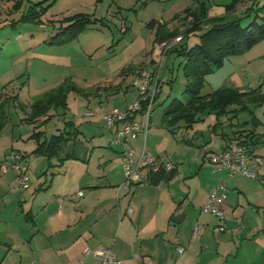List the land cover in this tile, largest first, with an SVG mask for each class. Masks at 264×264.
<instances>
[{
	"label": "crops",
	"instance_id": "crops-1",
	"mask_svg": "<svg viewBox=\"0 0 264 264\" xmlns=\"http://www.w3.org/2000/svg\"><path fill=\"white\" fill-rule=\"evenodd\" d=\"M24 1L8 0L6 5L0 3V13L1 8H4L13 12V15L18 14L10 24L21 22L19 19L29 6L42 0H28L30 4L26 8ZM57 1L51 0L52 5L44 16ZM233 2L234 0H74L73 8L68 10L69 14L59 19L77 13L89 14L97 22L90 24L85 30L89 27H109L113 19H119L123 33L133 32L135 24L140 27L144 25L153 33V46L154 49L157 48L155 54L161 47L163 55L170 52H164L162 48V43L170 35L187 33L184 47L189 48L198 43L200 34L207 29V24L203 25V29L192 28L195 16L201 12L206 18L220 17L225 21L241 18L242 25H247L256 14L263 15L260 8L264 5V0H255L245 12L238 11L235 7L229 10L227 7ZM131 16L135 20L129 25L127 19ZM152 20L157 21L154 27L148 25ZM59 23V20L54 22ZM52 24L49 25L50 30ZM157 34H160L159 40H156ZM191 34L196 38L189 44L187 39ZM9 41L4 43L8 44ZM263 42L264 40L259 44ZM259 44L236 55L247 56ZM172 52L179 54L178 51ZM154 57L152 51L150 64H141L128 72L124 71L121 79L99 86L93 93L94 101L89 97L91 92L70 91L68 96L74 92L87 98L82 102V105L86 103V110L81 113L86 123L65 119L68 117V96L67 108H52L37 123L26 120L31 105L60 85L58 84L43 92L28 108L23 109L26 116L22 118V122L33 126L27 138L20 132L19 138L11 136L5 141L0 140V163H10V152L16 150L20 155L22 170L30 179V186L22 188L18 183L19 171L13 167L0 168V224L4 226V230H0V244L7 245V256L13 249L21 246L23 252L26 248L30 249L33 263L65 264L80 257L86 248L95 251L100 247H108L122 264H264V173L256 178L241 174L231 177L225 170H216L208 160L213 152L240 139H248L256 153L264 154V132L258 131L259 127L264 126V121L256 114L257 106L264 102L248 104L249 110H238L240 107L233 105L222 115L204 111L199 113V120L190 128L183 122L178 123L175 134L163 123L162 117V127L177 137L169 154H161L162 148L149 142L150 138H147V133L149 137L152 133L151 113L146 135L140 133L136 138H129V147L135 151V159L145 149L164 162L172 161L175 164L174 173L168 180L164 177L151 179L152 173L144 168L141 171L144 179L142 182L129 187L123 186V148L113 143L121 124L108 127L104 115L114 108H126L137 98V91L133 97L128 98V88L122 89V83L127 77H130V85L135 89L132 80L139 70L146 68L160 76L162 62L158 63ZM254 57L263 58L264 50ZM228 58L220 68L224 67ZM184 67L185 59L183 72ZM232 73L234 72L230 75ZM22 82L16 81L10 95L4 97L1 92L0 100L12 99L20 106V94L26 88V81L23 85ZM260 85L264 91L263 83ZM226 86L223 84L213 91ZM121 91L124 98H119ZM112 99L116 101L112 102ZM92 103H95L94 106ZM136 118L140 119L139 116ZM52 119H55L51 121L55 122V129L47 136L44 126ZM183 128L186 130L184 133L190 137H179ZM66 130L75 133L66 134L69 138L58 156L49 158L36 152L39 143ZM37 133L39 134L35 135ZM249 133L252 134L247 136ZM195 139H201L200 149L191 151L196 145ZM221 182L229 187L224 204L226 220L223 223L227 229L215 231L220 221L213 215L204 213L202 207L212 189ZM13 202L19 204L14 208L10 207L9 204ZM20 209L27 211L24 218L27 222H32L35 228L33 234H21L20 229L13 228L8 223V217L13 221ZM130 209L132 212H129ZM197 224H201L200 234L193 237ZM179 246L184 247L183 253L178 252ZM88 261L95 263V255L92 254Z\"/></svg>",
	"mask_w": 264,
	"mask_h": 264
},
{
	"label": "rangeland",
	"instance_id": "rangeland-1",
	"mask_svg": "<svg viewBox=\"0 0 264 264\" xmlns=\"http://www.w3.org/2000/svg\"><path fill=\"white\" fill-rule=\"evenodd\" d=\"M50 2L51 0H48L45 5ZM4 3L6 5V1L2 5ZM29 4L28 0L24 1L25 8ZM74 4V0H58L43 17L44 21L41 24L21 21L12 25L10 22L14 21L18 14L13 15V12L8 9L1 8L0 93L3 92L4 97L10 95L16 81H26V88L20 94V106L12 99L3 98L0 100L7 115L6 124L0 134V140L5 141L6 138L10 139L11 136L19 138L20 132L22 136L27 138L32 132L33 126L22 122V118L26 116L23 109L28 108L30 103L43 92L65 81L74 82L83 91L91 92L92 94L89 97L91 101H94L93 93L99 86L121 79V74L124 71L128 72L141 64H150L149 61L153 51L156 61L158 63L162 62L161 71L159 70L162 87L152 111V133L150 137L147 133V138H150L149 142L158 144L162 148L161 154H169L177 137L175 138L162 127V117L165 107L173 98L183 97L186 84V77L183 74V56L172 51L162 55L161 47L156 55L157 48L154 49L153 46L151 29L144 25L141 28L135 24L133 32L123 33L119 19H113L109 27H89L80 33L77 39L65 45H49L44 42V39L49 38L51 33L49 25L52 22L49 20L58 21L60 17L69 14L68 10L73 8ZM127 20L128 24L132 25L135 19L131 16ZM195 38L191 34L187 42L191 44L195 41ZM7 40H10L9 43H4ZM261 50H264V42L256 46L247 56L235 55L229 57L224 67L207 76L202 94L212 92L223 84L242 90L257 88L261 83L264 86V57H254ZM234 69H239V71H234ZM231 72L234 73L230 75ZM24 82H22V85L25 84ZM122 84V89L128 88L127 97H133L136 90L130 85V77H127ZM18 86L17 91L20 90ZM123 94V91H121L119 98H124ZM86 99V97L71 92L68 96L69 109L66 111L68 117H65V119L86 123L81 116V113L86 110V103L82 105V102H85ZM114 101L116 100L112 99V102ZM256 114L264 121V104L257 106ZM51 121H55V119L49 120L44 126L47 136H50L55 129V122ZM61 122H63V119H61ZM182 130V133H179L180 138L183 135L190 137L189 134L184 133L186 132L185 128ZM258 131L264 132V126L259 127ZM195 140L196 145L193 146L191 151L200 149L201 139L199 141ZM17 204L19 203L13 202L9 206L14 208ZM26 212V210L21 211L20 209L13 221L11 217H8V223L13 228L20 229L21 234L30 235L34 233L35 228L32 222L25 220ZM0 230H4V226L1 224ZM7 250V245L2 244L0 246V264H47L38 261L33 263L30 249L26 248L23 252L20 246L18 249H13L8 256Z\"/></svg>",
	"mask_w": 264,
	"mask_h": 264
},
{
	"label": "trees",
	"instance_id": "trees-1",
	"mask_svg": "<svg viewBox=\"0 0 264 264\" xmlns=\"http://www.w3.org/2000/svg\"><path fill=\"white\" fill-rule=\"evenodd\" d=\"M237 1L234 0L233 4L227 8L229 10L234 9ZM44 2L45 0L32 3L19 20L28 23H42L44 14L52 5V3L44 5ZM260 10H262L263 15L256 14L247 25H242L241 18L225 21L220 17L206 18L201 12L195 16V23L192 28L203 29L204 24H207V29L200 34L198 43L188 48L184 47V40L180 45L169 50L178 51L184 57V74L186 77L183 97L173 98L163 113V123L170 128L173 134L176 133L178 123L183 122L187 128H190L199 120V113L204 111L222 115L227 113L228 107L233 105L239 106L240 109L238 110H249L248 104H262L264 102L262 85L246 91L226 86L211 93L202 94L208 74L220 68L229 56L241 54L264 40V5ZM54 22L52 21L53 27L49 38H46V42L52 45H62L77 38L82 31L90 24L96 23L97 20L89 14L77 13L59 19V24H54ZM156 23V20H152L148 25L154 27ZM185 34L187 36V33ZM175 35L177 34L170 35V38ZM159 38L160 34H157L156 40ZM72 90L84 93L78 86L65 81L35 101L31 105V111L26 120L30 123H37V120H40L41 116L47 115L50 109L67 108V96ZM6 120L7 116L0 101V130ZM72 132L75 133V131L66 130L60 134L52 135L48 141L39 143L36 152L43 153L49 158L58 156L69 138L66 134L70 135ZM251 134L249 133L247 136ZM240 140L248 145L251 143L248 139ZM150 172L152 173L151 179L154 177L163 178L165 175L164 171L153 172L150 170ZM171 173L173 174L174 170Z\"/></svg>",
	"mask_w": 264,
	"mask_h": 264
},
{
	"label": "built area",
	"instance_id": "built-area-1",
	"mask_svg": "<svg viewBox=\"0 0 264 264\" xmlns=\"http://www.w3.org/2000/svg\"><path fill=\"white\" fill-rule=\"evenodd\" d=\"M8 0H0L5 2ZM255 0H238L235 9L241 12L247 11ZM186 34L179 33L162 43L164 52L174 49L185 40ZM132 85L137 91V98L126 108H114L106 113L104 118L108 127H114L121 124L116 132L113 143L119 144L123 148L122 159L124 162L123 172L125 181L123 186L129 187L142 182L144 179L141 171L147 168L153 172L165 173L175 169L172 161L164 162L159 156H156L145 149L135 159V151L129 147L128 139L136 138L140 133L146 135L150 126V117L154 105L157 101L160 88L159 74L156 75L146 68L139 70L133 77ZM139 116L140 119L136 117ZM11 162H1L0 168L13 167L20 172L18 183L20 187L30 186L29 176L22 170L20 164V155L14 151L10 153ZM208 160L216 170H225L229 176L245 175L249 178H256L264 173V154L256 153L253 148L241 142V140L231 141L225 148L218 152H213L208 156ZM229 187L225 182L216 185L209 194L207 202L203 205L202 211L216 217L220 224L215 227V231H225L227 227L223 224L226 220L224 204L228 197ZM81 194V192H80ZM129 212H132L130 209ZM201 224H197L193 231V237L200 234ZM179 253L184 252V247L177 248ZM94 254L96 262L91 263L88 258ZM65 264H122L114 251L108 247H100L97 250L86 248L80 257L70 260Z\"/></svg>",
	"mask_w": 264,
	"mask_h": 264
},
{
	"label": "water",
	"instance_id": "water-1",
	"mask_svg": "<svg viewBox=\"0 0 264 264\" xmlns=\"http://www.w3.org/2000/svg\"><path fill=\"white\" fill-rule=\"evenodd\" d=\"M171 176H172V173H171V172H167V173H165V175H164V179H165V180H168V179L171 178Z\"/></svg>",
	"mask_w": 264,
	"mask_h": 264
}]
</instances>
